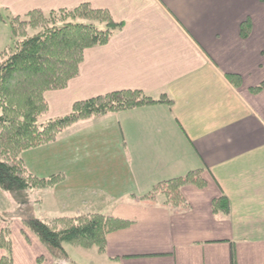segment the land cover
<instances>
[{
	"label": "crops",
	"instance_id": "0c3cea01",
	"mask_svg": "<svg viewBox=\"0 0 264 264\" xmlns=\"http://www.w3.org/2000/svg\"><path fill=\"white\" fill-rule=\"evenodd\" d=\"M82 4L124 28L85 50L66 89L45 94L41 121L120 91L167 101L78 123L23 154L36 176L65 177L52 189L62 217L132 221L107 236L104 252L84 249L89 264H264V91H250L264 83V0H0V12ZM197 170L208 185L181 188L187 204L146 198ZM222 197L229 214L213 211ZM40 253L21 264H36Z\"/></svg>",
	"mask_w": 264,
	"mask_h": 264
},
{
	"label": "trees",
	"instance_id": "16d2710c",
	"mask_svg": "<svg viewBox=\"0 0 264 264\" xmlns=\"http://www.w3.org/2000/svg\"><path fill=\"white\" fill-rule=\"evenodd\" d=\"M6 18L13 44L0 50V189L13 193L15 199L21 192L54 188L65 180L63 175L39 179L27 173L18 159L23 151L53 143L78 123L167 102L149 98L141 91H120L77 102L70 114L40 123V118L49 112L45 93L66 89L79 75L85 50L107 45L124 25L115 22L108 11L96 10L89 4L51 12L35 10L21 17L7 14ZM4 19L0 12V21ZM31 30L36 31L32 36ZM250 30L251 23H244L242 36L247 37ZM228 76L235 86H240V76ZM250 91L260 94L264 83ZM202 173L197 170L161 183L146 198L185 205L181 188L207 187ZM230 210L227 198L214 200L215 213L229 214ZM131 224L130 220L89 214L60 217L48 223L24 220L22 233L26 234V229L33 232L55 259L65 262L70 260L65 244L104 252L107 236ZM11 234L10 227L0 224V249L5 251L0 264H14ZM43 260L40 257L37 264H43Z\"/></svg>",
	"mask_w": 264,
	"mask_h": 264
},
{
	"label": "rangeland",
	"instance_id": "374dc122",
	"mask_svg": "<svg viewBox=\"0 0 264 264\" xmlns=\"http://www.w3.org/2000/svg\"><path fill=\"white\" fill-rule=\"evenodd\" d=\"M35 30L30 31V35H34ZM13 44L10 35V24L8 19L5 16L4 21H0V50H3L7 47H11ZM50 92V91H49ZM47 93V92H46ZM45 93V94H46ZM45 96V95H44ZM44 117L40 118V123H45L47 121H41ZM97 119V118H96ZM95 120V119H94ZM55 142V141H54ZM53 142V143H54ZM52 144V143H50ZM49 144L43 145L47 146ZM40 147L32 148L29 150L23 151L18 159L24 164L27 173L33 175L39 179H45L49 177H38L29 169L26 163L23 160V154L28 151H32ZM15 164H17L16 159H13ZM53 188L46 189H30L26 192H21L18 198H14L13 193L6 192L0 189V224L1 227H10L12 234L11 239L13 241V259L16 255V264H21L23 260V255H28L29 253H37L41 251L36 262L40 257H43V264H89L88 258H91L87 254V250L80 248L78 246H73L69 244L64 245V249L69 255L68 261H60L55 259L49 250L41 243L39 238L30 230L26 229V234L22 233L23 230V221L24 220H34L38 219L41 221L49 222L53 219L60 218L65 216L64 210L62 208L61 201H57L54 198ZM26 193V194H25ZM24 202H27L23 204ZM69 215V213H67ZM78 217V216H77ZM26 240L28 245H25L22 241ZM93 249V248H92ZM2 250V249H1ZM5 254V251L2 250ZM96 251V250H94ZM20 256V257H19ZM21 259V260H20ZM15 264V259H14ZM37 264V263H36Z\"/></svg>",
	"mask_w": 264,
	"mask_h": 264
}]
</instances>
